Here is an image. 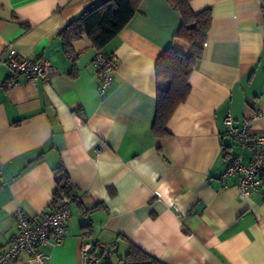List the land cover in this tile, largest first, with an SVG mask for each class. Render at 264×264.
I'll return each instance as SVG.
<instances>
[{
  "label": "crops",
  "instance_id": "0c3cea01",
  "mask_svg": "<svg viewBox=\"0 0 264 264\" xmlns=\"http://www.w3.org/2000/svg\"><path fill=\"white\" fill-rule=\"evenodd\" d=\"M103 1L0 0V252L18 208L34 218L52 210L61 166L77 201L63 243L40 249L46 264H82L81 244L95 242L115 245L118 257L132 245L161 264H264V184L240 200L237 176L221 180L231 156L249 161L224 119L235 127L247 120L264 135V4L188 0L194 12L210 10L211 25L190 94L168 122L169 136L155 138V64L176 45L180 15L169 0H141L101 50L116 58L101 94L97 50L82 37L72 43V63L59 34ZM9 48L54 71L45 81L11 75L1 63ZM26 258L16 264H30Z\"/></svg>",
  "mask_w": 264,
  "mask_h": 264
},
{
  "label": "trees",
  "instance_id": "16d2710c",
  "mask_svg": "<svg viewBox=\"0 0 264 264\" xmlns=\"http://www.w3.org/2000/svg\"><path fill=\"white\" fill-rule=\"evenodd\" d=\"M264 4V0H261ZM141 0H104L85 9L78 17L60 32L63 54L74 63L77 55L72 49V43L87 37L94 49L101 51L127 25L137 12ZM171 6L178 11L181 24L175 36L176 45L166 48L155 64L157 81L155 119L152 133L155 138L168 137L166 126L177 108L183 104L190 94L188 84L192 68L201 59L204 45L211 25V12L204 9L194 12L188 0H169ZM177 45L187 48L182 55ZM56 174V190L53 193L52 209H57L62 198L71 202L77 197L69 183L68 176L61 166L54 169ZM84 235L91 234V226L83 225ZM107 252L101 264H161L150 258L134 246L118 257Z\"/></svg>",
  "mask_w": 264,
  "mask_h": 264
},
{
  "label": "built area",
  "instance_id": "2783aa9c",
  "mask_svg": "<svg viewBox=\"0 0 264 264\" xmlns=\"http://www.w3.org/2000/svg\"><path fill=\"white\" fill-rule=\"evenodd\" d=\"M1 63L11 75H27L33 80L45 81L54 71L43 60H31L18 58L14 49L9 48L5 59ZM93 67L99 75V90L103 94L113 83L116 58L106 55L102 51H96ZM227 134L234 140L242 152L249 153V161L243 163L241 155H234L228 159V165L222 175V183L233 176H237L238 198L244 200L252 193L257 192L264 184V135H255L251 132L250 122L241 121L239 127L233 125V118L227 116L224 119ZM2 172L0 170V181ZM71 201L62 198L57 209L42 213L38 217L28 216L22 209L14 212L16 231L6 248L0 252V264H16L22 254H26V262L30 264H46L47 255L41 252V248L60 246L64 241L66 226L71 219ZM107 251L113 253L115 245L106 247L101 243H82L80 258L82 264H100L95 252Z\"/></svg>",
  "mask_w": 264,
  "mask_h": 264
}]
</instances>
